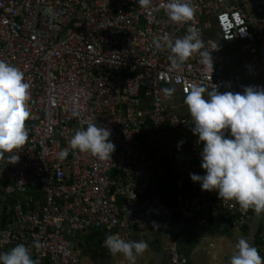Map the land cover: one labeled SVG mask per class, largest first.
Wrapping results in <instances>:
<instances>
[{
  "label": "built area",
  "instance_id": "obj_1",
  "mask_svg": "<svg viewBox=\"0 0 264 264\" xmlns=\"http://www.w3.org/2000/svg\"><path fill=\"white\" fill-rule=\"evenodd\" d=\"M163 2L152 0L145 8L137 0H0V60L24 73L31 114L28 141L16 152L19 160L0 159V172L19 193L32 185L44 190L43 199L31 197L28 207L17 202L5 218L2 251L24 243L39 264H78L69 235L119 231L129 240L132 229L167 230L162 248L170 264H186L176 241L186 217L200 214L206 234L228 229L231 221L240 227L251 221V209L218 196L205 198L206 190L192 180L190 197L167 206L151 187V170L134 153L146 130L170 133L168 156L178 186L193 171L205 173L203 142L197 143L198 135L191 144L181 141L187 121L162 89L174 86L185 96L193 84L234 93L264 86V0H192L195 16L184 24L151 10ZM246 4H252L251 12ZM189 26L209 49L220 40L235 55L218 45L211 52L213 69L194 54L180 70H170L168 52L158 50L154 40L183 37ZM89 121L111 130L116 146L111 159L71 149L58 159L74 131ZM257 238L264 257V213ZM104 240L100 246L108 252ZM36 242L43 247L35 248Z\"/></svg>",
  "mask_w": 264,
  "mask_h": 264
},
{
  "label": "clouds",
  "instance_id": "obj_2",
  "mask_svg": "<svg viewBox=\"0 0 264 264\" xmlns=\"http://www.w3.org/2000/svg\"><path fill=\"white\" fill-rule=\"evenodd\" d=\"M137 3L148 8L152 0H137ZM151 10H163L170 22L178 24L192 21L196 12L192 0H164ZM154 44L158 50L168 52L170 70H180L194 54L202 64L213 69L211 52L218 45L209 49L192 26L183 37L172 39L165 34L157 37ZM174 92V88L162 89L168 99ZM29 98L30 84L24 73L0 60V159L11 163L19 160L16 152L28 141ZM184 103L193 123L191 131L198 135L197 143L203 142L199 155L205 173H190L191 180L199 182L201 190L216 191L219 199L234 201L245 211L264 213V86H244L242 92L234 93L220 92L217 86L208 91L202 85L193 84ZM73 116L78 118L79 113L74 112ZM111 135L109 128L89 121L86 128L74 131L68 148L60 150L57 158L65 159L71 149L89 153L99 160L111 159L116 147ZM103 244L112 255L122 254L128 264H135L137 257L148 248L142 239L126 240L119 234L106 235ZM34 247L39 249L43 245L36 242ZM0 264H39V259L33 258L30 247L18 243L7 251H0ZM228 264H264V257L256 246L241 237Z\"/></svg>",
  "mask_w": 264,
  "mask_h": 264
},
{
  "label": "crops",
  "instance_id": "obj_3",
  "mask_svg": "<svg viewBox=\"0 0 264 264\" xmlns=\"http://www.w3.org/2000/svg\"><path fill=\"white\" fill-rule=\"evenodd\" d=\"M217 43L223 50L235 55L231 46L223 45L220 40H217ZM165 88L175 89L173 96L170 99L167 98V103L173 105L177 114L186 119V126L179 132V136L184 144H191L195 134L191 131L193 123L187 105L184 103L185 96L181 95L178 88L174 86ZM170 135V133L146 130L140 136L134 154L138 161L151 170V187L158 189L167 206L175 208L179 197L186 199L190 197L191 178L188 174L182 182V187L178 186L177 176L171 169V160L168 156L173 148ZM192 173L204 174L201 171ZM8 184L9 187L0 183V218L7 214L12 216L13 207L17 202L23 207H28L31 197L44 198V190L38 185H32L25 192L19 193L13 189L12 184ZM216 196H218L216 191L206 190L204 194L205 198ZM262 214L257 215L253 212L251 221L245 226L240 227L231 221L228 229L218 231L212 228L206 234L199 223L201 215L194 213L184 219V227L176 238L178 252L187 259L186 264H228L229 257L234 253L235 244L239 238L244 237L258 249L257 233ZM3 223L0 221V226ZM118 233L119 231L91 230L85 234L69 235L67 238L71 241L74 252L79 255L78 264H128L122 254L112 255L100 246V241L105 239L106 235ZM132 239H142L148 244V248L137 257L135 264H170L169 256L162 248L164 242L169 239L167 230L152 233L132 229L129 240Z\"/></svg>",
  "mask_w": 264,
  "mask_h": 264
},
{
  "label": "rangeland",
  "instance_id": "obj_4",
  "mask_svg": "<svg viewBox=\"0 0 264 264\" xmlns=\"http://www.w3.org/2000/svg\"><path fill=\"white\" fill-rule=\"evenodd\" d=\"M245 7H246V9H247L248 12H251V10H252V4H246ZM0 178H1L0 179L1 185H4L5 184V186L9 187V184L3 181V179H2V173L1 172H0ZM5 191L7 192V190H5Z\"/></svg>",
  "mask_w": 264,
  "mask_h": 264
},
{
  "label": "trees",
  "instance_id": "obj_5",
  "mask_svg": "<svg viewBox=\"0 0 264 264\" xmlns=\"http://www.w3.org/2000/svg\"><path fill=\"white\" fill-rule=\"evenodd\" d=\"M9 216H10L9 214H7V215H5V216H1L0 221H1V222H2V221L4 222V221H5V218H6V217H9ZM100 242H101V241H100Z\"/></svg>",
  "mask_w": 264,
  "mask_h": 264
}]
</instances>
